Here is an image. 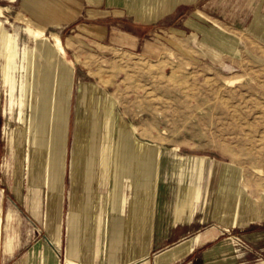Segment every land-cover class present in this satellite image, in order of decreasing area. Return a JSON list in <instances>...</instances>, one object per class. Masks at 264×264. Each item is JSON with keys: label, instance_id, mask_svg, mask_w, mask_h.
<instances>
[{"label": "rangeland", "instance_id": "rangeland-1", "mask_svg": "<svg viewBox=\"0 0 264 264\" xmlns=\"http://www.w3.org/2000/svg\"><path fill=\"white\" fill-rule=\"evenodd\" d=\"M225 2L219 15L205 10L201 1L188 12V27L153 37L163 48L159 57L150 58L122 48L99 51L87 42L86 46L73 45L70 41L81 40L75 37L78 12L72 13V22L57 26L31 16L26 0H0L4 14L1 21L17 41L14 63L0 57V201L5 214L11 203L21 216L19 247L22 241L30 246L36 239L46 240V199L48 193V198L53 194L44 177L41 181L39 176L30 178L35 160L44 170L48 164L53 172L64 160L53 193L58 198L60 189L64 191L66 227L74 189L71 172L75 139L84 131L79 127L86 113L81 99L89 89L93 100L101 102L103 96L115 102V143L121 146L122 169L113 174L109 187L102 177L92 182L88 198L106 204L113 187L115 207L127 206L130 202L124 188L130 182L137 188L130 219L137 218L141 209V218L147 224L154 213L157 187L152 183L156 181L160 149L162 177L157 205L164 238L169 236L162 247L215 229L219 232L215 255H204L210 249L207 245L181 264L264 263V220L247 229L221 227L214 220L220 195L224 204L218 213L233 206L234 201L241 204V210L264 206V43L245 26L238 29L231 24L235 10L241 7H257L264 17V0ZM34 30L51 40L54 36L61 39L67 53L64 62L72 70L61 125V109L57 108V118L52 110L43 112L32 107V94L36 101L45 102L48 91L44 82L34 81V64L51 70L49 64L54 61L40 57ZM51 65L53 79L58 80L60 72ZM1 73H6L8 80ZM46 138L49 146L54 140L59 143L56 155L46 154ZM83 144L81 156L93 169L100 170L101 158L94 155L97 145L91 140ZM202 157L207 159L202 162ZM221 182L235 189H223ZM131 229L129 226V233ZM7 261L4 264H9Z\"/></svg>", "mask_w": 264, "mask_h": 264}, {"label": "crops", "instance_id": "crops-1", "mask_svg": "<svg viewBox=\"0 0 264 264\" xmlns=\"http://www.w3.org/2000/svg\"><path fill=\"white\" fill-rule=\"evenodd\" d=\"M201 1L205 10L219 15L226 3V0H26V4L31 16L57 26L72 22V13L78 12L77 16L75 15V21H78L75 37H81V40L75 39V43L70 41L73 45L82 43L86 46L87 42L91 47L103 52L122 48L156 58L161 54L163 47L162 43L153 37L160 38L167 30L180 32L182 28L188 27V12ZM231 24L238 29L245 26L257 40L264 43V17L260 15L257 7L250 10L243 7L236 9L235 19ZM221 30L225 31L224 28ZM227 69L233 70L232 67ZM25 159L29 162L27 157ZM48 162L47 160L46 163ZM77 162L75 172H71L74 189L70 197L66 227L63 218L64 191L60 189L58 198L56 193H53L56 191L64 160L62 159L56 172H53L48 164L44 170L36 160L31 170L28 166L30 178L33 180L39 176L41 181L44 177L50 187L48 191L53 194L48 198V193L46 199V240L36 239L30 246L22 241L19 247L21 216L11 203L5 214L3 201H0V213L3 218L0 264L6 263L7 260L9 264H181L207 245L210 249L204 251V255H215L213 253L218 247L214 244L216 235L219 234L215 229L205 234L186 236L181 240L172 241L173 243L165 248L162 247L164 240L169 239V236L164 238L162 217L157 205L162 164L160 180H154L152 183L153 186H158L154 213L146 224L145 218H141V209H138L137 218L130 219L131 203L136 199V186L130 182L125 183L124 193L130 202L129 205L115 207L110 198L113 187L108 196L110 201L100 204L93 198H88V186L102 177L105 187H109L112 182L110 173L93 169V165H88L90 161L84 156H79ZM214 214V220L221 227L237 225L240 229H247L264 220V206L254 209L245 206L244 210H241V204L234 201L233 206L221 213H218L215 207ZM174 217L178 222L176 215ZM129 226L132 228L131 233Z\"/></svg>", "mask_w": 264, "mask_h": 264}, {"label": "bare ground", "instance_id": "bare-ground-1", "mask_svg": "<svg viewBox=\"0 0 264 264\" xmlns=\"http://www.w3.org/2000/svg\"><path fill=\"white\" fill-rule=\"evenodd\" d=\"M3 17H4L3 9H0V57H4V58L6 57L7 60L11 62L12 64L14 63L17 57V53H16L17 52L16 51L17 41L13 35H10L6 32V29L4 28V24L1 21V18ZM33 38L35 41H37V47L39 50L38 52H40V57L46 61L54 60L52 62L53 66L57 67V70L60 72V77L58 80L53 79V72H52V65H51L52 63L49 64L51 67V70H50L40 65H37L35 62L34 71H33L34 81L44 82L46 84V89L48 91H47L45 102L36 101L37 98L35 97V95L32 94V107L35 109L40 108L43 112L52 110L53 112L56 113V116L59 114L57 111V108L61 109L62 112L60 111L59 112L61 114L64 113V115H62V118H60L59 120V124L61 125L62 122L65 120V115H66V110H67V97L70 93L71 85H72V70L65 63L67 62L66 60L67 53L65 51V47L61 39L58 36H54L51 40L49 37L44 35L43 32L35 31ZM52 42L54 43L53 45H52ZM8 78H9L8 75H5V80H8ZM53 87L54 89L53 91H51ZM26 94H29L28 88H26ZM92 97H93V92L91 90L86 89L83 92L81 103L83 104L84 107L86 106L88 108L87 110H91V111H90V117L87 118L88 113L85 107L86 113L84 114V116L83 114L81 116V123L79 127L84 131H80L76 135L75 150L73 154V160H74L73 173L75 172L76 167L78 166L77 161L79 159V156L82 155L81 149L84 148L83 141L91 140L94 145H97L94 155H97L98 157L101 158L100 160L102 162V167L100 170L110 173V177L112 181L113 174L117 173V171L120 168L122 169L121 146L120 145L116 146V143H115L116 125H117V117L113 113V106L115 102H112L110 99L108 100L106 97H103V96H102V101L99 102L97 98L93 100ZM39 102L41 103V105L38 107ZM57 118L59 117L57 116ZM88 129L89 131L87 134L86 130ZM54 141L49 146L47 142V138H46V154L48 153L53 154V155L57 154L59 143H56ZM131 144H133V142H131ZM61 151H62V146H61ZM206 159L207 158L202 157L201 161L204 162ZM0 161H1V156H0ZM156 163H157V166H156L157 173L154 178H156V181L158 182L160 180L159 179L160 178L159 170H160V163H161L160 149H158L157 151ZM221 185L223 189L224 188L228 189L230 187L232 190L235 189V187L230 185L228 182H221ZM155 191H156V188H155ZM218 197L219 198L216 199L217 200V203H216L217 212L224 204L222 195ZM110 198L113 200L112 194ZM211 200H213V198ZM211 200L209 201L210 203L212 202ZM108 201L110 200L108 199ZM2 231H3V218L0 213V251H1V246H2ZM0 261H1V254H0Z\"/></svg>", "mask_w": 264, "mask_h": 264}]
</instances>
